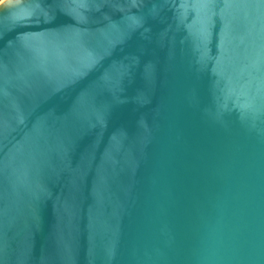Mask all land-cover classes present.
Here are the masks:
<instances>
[{"label": "water", "instance_id": "water-1", "mask_svg": "<svg viewBox=\"0 0 264 264\" xmlns=\"http://www.w3.org/2000/svg\"><path fill=\"white\" fill-rule=\"evenodd\" d=\"M0 264H264V0L0 4Z\"/></svg>", "mask_w": 264, "mask_h": 264}, {"label": "bare ground", "instance_id": "bare-ground-1", "mask_svg": "<svg viewBox=\"0 0 264 264\" xmlns=\"http://www.w3.org/2000/svg\"><path fill=\"white\" fill-rule=\"evenodd\" d=\"M6 1H7V0H4V1L0 2V4L4 3V2H6Z\"/></svg>", "mask_w": 264, "mask_h": 264}, {"label": "rangeland", "instance_id": "rangeland-1", "mask_svg": "<svg viewBox=\"0 0 264 264\" xmlns=\"http://www.w3.org/2000/svg\"><path fill=\"white\" fill-rule=\"evenodd\" d=\"M2 1H4V0H0V2H2Z\"/></svg>", "mask_w": 264, "mask_h": 264}]
</instances>
